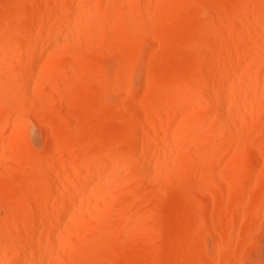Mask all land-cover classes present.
I'll return each mask as SVG.
<instances>
[{"label":"bare ground","instance_id":"obj_1","mask_svg":"<svg viewBox=\"0 0 264 264\" xmlns=\"http://www.w3.org/2000/svg\"><path fill=\"white\" fill-rule=\"evenodd\" d=\"M0 264H264V0H0Z\"/></svg>","mask_w":264,"mask_h":264},{"label":"rangeland","instance_id":"obj_2","mask_svg":"<svg viewBox=\"0 0 264 264\" xmlns=\"http://www.w3.org/2000/svg\"><path fill=\"white\" fill-rule=\"evenodd\" d=\"M31 128H32V127H31ZM33 129H34V128H33ZM33 129H32V130H33ZM32 130H30V135L32 134L30 137L33 139V138H34L33 135L35 134V132H34L35 130H33V131H32ZM33 133H34V134H33ZM38 139H39V138H38ZM38 139H37V140H38ZM39 140H40V139H39ZM37 142H38V141H37ZM40 143H41V142L39 141L38 144H40Z\"/></svg>","mask_w":264,"mask_h":264}]
</instances>
